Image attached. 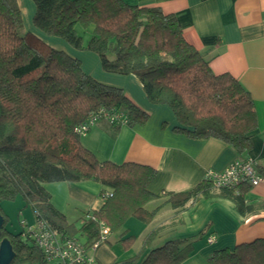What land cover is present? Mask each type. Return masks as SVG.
Returning <instances> with one entry per match:
<instances>
[{
	"label": "trees",
	"instance_id": "obj_1",
	"mask_svg": "<svg viewBox=\"0 0 264 264\" xmlns=\"http://www.w3.org/2000/svg\"><path fill=\"white\" fill-rule=\"evenodd\" d=\"M31 1V22L36 29L75 49L95 53L105 72L135 76L150 103L171 109L177 121L175 132L195 139H219L240 155L250 150L256 115L249 93L230 74L211 71L208 61L184 39L174 14L123 0ZM21 25L17 1L0 0V178L21 196L25 207L37 213L36 218L57 233L73 238L75 232L80 233L86 248L98 240L99 221L111 233L119 232L129 217L148 224L156 213V209L145 207L157 198L147 190L155 169L133 162L98 160L80 143L82 136L74 127L99 109L124 114V125L129 127L143 125L149 113L122 88L84 73L77 58L32 31L20 33ZM78 25L89 34L85 42L77 32ZM110 126L117 131L121 124ZM85 180L99 183L112 195L98 211L90 212L91 218L82 217L75 228L52 206L42 184ZM250 188L243 185L240 194H235L204 179L186 191L163 196L176 210L199 198H226L246 217L264 208V202L244 198ZM4 228L2 236L8 237L15 252L10 264H43L38 249L22 231L13 234ZM160 230L161 226L151 230L143 247ZM124 236L120 233L118 242L128 249L134 237ZM183 243L167 240L143 258L138 253L124 264H180L192 250ZM206 260L209 264H264V238L231 250H215Z\"/></svg>",
	"mask_w": 264,
	"mask_h": 264
},
{
	"label": "crops",
	"instance_id": "obj_2",
	"mask_svg": "<svg viewBox=\"0 0 264 264\" xmlns=\"http://www.w3.org/2000/svg\"><path fill=\"white\" fill-rule=\"evenodd\" d=\"M123 1L131 5L159 7L164 13L174 14L184 39L208 61L211 71L230 74L249 93L256 115V129L250 137L251 148L244 155L219 139H195L177 133L173 130L177 121L171 109L164 104L150 103L135 76L105 72L95 53L75 49L61 38L46 35L30 22L26 24L24 30L32 31L50 45L62 48L80 61L84 73L102 83L122 88L149 113L143 125L129 127L123 124L117 131L106 121H99L79 139L98 160L115 164L133 162L156 171L147 190L157 198L145 205L146 209L151 205L148 210L156 209L151 222L145 224L134 217L127 218L119 232L108 236L107 241L112 245L98 243L90 253L98 264H124L125 260L138 253H141V259L165 241L179 239L183 240V245L192 247L180 264H209L206 258L215 250H231L238 244L264 238V208L255 215L243 217L236 212L231 200L213 197L189 201L183 209L176 210L165 203L163 194L186 191L204 180L206 171H221L233 160L248 156L256 161L262 181L251 187L244 198L264 202V0ZM17 3L21 11L19 0ZM30 9L32 16L33 3ZM8 185L0 182V202L1 198L11 199L17 195L15 191L4 192ZM42 186L50 194L52 206L65 216L68 223L79 220L77 228L82 217L98 211L104 203L100 193L106 189L93 180L51 182ZM0 210L2 215L6 214L1 205ZM31 212L32 223L25 218L21 221L33 224L35 216L32 209ZM160 226L161 230L151 243L143 247L145 236ZM5 229L8 233H18L10 231L6 225ZM135 232H138L140 247L132 253L131 246L137 239ZM120 233H125L124 237H134V242L125 251L122 246L113 245L118 242ZM111 236L113 240L109 239ZM210 237L212 241L208 242Z\"/></svg>",
	"mask_w": 264,
	"mask_h": 264
},
{
	"label": "built area",
	"instance_id": "obj_3",
	"mask_svg": "<svg viewBox=\"0 0 264 264\" xmlns=\"http://www.w3.org/2000/svg\"><path fill=\"white\" fill-rule=\"evenodd\" d=\"M106 121L109 125L121 124L125 122L124 114L120 112L107 113L103 109L88 113L84 121L74 127V132L79 136H85L89 129L99 121ZM204 179L210 180L215 187H225L233 190L235 194H240L239 187L249 185L256 186L262 181V174L258 170L256 161L252 157L238 158L230 162L223 170H208L204 174ZM110 190L100 193V198L105 201L111 197ZM34 216L36 212L33 211ZM85 219L91 218L88 213ZM98 240L86 248L83 242L57 233L50 228L41 218H36L33 224L28 225L21 221L22 232L30 239L42 256L43 264H98L97 260L90 253L98 243H105L110 235V230L102 221L98 222ZM208 242L212 238L207 239Z\"/></svg>",
	"mask_w": 264,
	"mask_h": 264
},
{
	"label": "rangeland",
	"instance_id": "obj_4",
	"mask_svg": "<svg viewBox=\"0 0 264 264\" xmlns=\"http://www.w3.org/2000/svg\"><path fill=\"white\" fill-rule=\"evenodd\" d=\"M19 2H20V5H21V13H22V25H21V28L19 29V32L22 33V31H24V27H25L26 24H28L29 22H30V24H32L31 23V17L32 16H31V11H30L31 10L30 9V4H32V1L31 0H19ZM76 29H77V32L80 35H82L83 41L85 42L87 40V38L89 37V34L84 33L79 25L76 27ZM54 47L57 48V49H62V48H59L58 46H54ZM78 50H80V49H78ZM81 50L88 51V50H84V49H81ZM0 182H2V183L4 182L5 183L6 181L4 179H1L0 178ZM7 188H8V190L6 189L4 191L5 193H8V191H10V193H12L14 191L12 186H9L8 185ZM154 204L155 203H153L152 207H154ZM0 205H1V207L4 209V211L6 213L5 214V218H6V224L5 225L8 227V229H10V231H13V232H21L22 229H21V226L19 224V221H21L24 218L26 219V221L28 223H30V222L32 223L33 220H34V218L32 216V212H31V207L30 206L29 207L28 206L27 207L24 206L23 199L21 198L20 195H16L14 198H11V199H3L0 202ZM147 208L148 209H151V205H147ZM169 213H171V211H169ZM133 220H136V219H133ZM71 221H73V220H71ZM78 221L79 220H76V221L73 222V225L76 228H77ZM137 222H139V221H137ZM139 224H141V222ZM137 233L138 232H135L136 235H137ZM74 238L77 239V240H79L80 242H84V240H85L84 236H82L78 232H75L74 233ZM109 239L113 240L114 237L111 236ZM139 239L140 238L137 235L136 241L131 246L132 253H136L138 251V249L140 247V240ZM28 242H29L30 245L32 244L31 243L32 241H28ZM115 242L116 243H113V245L116 244V245L122 246V244H120L119 242H117V241H115ZM106 243H109L110 245H112L111 244L112 242L110 243L109 241H107ZM122 249L124 251L126 250V249L123 248V246H122ZM21 264H39V262L38 261H33V262L32 261H24Z\"/></svg>",
	"mask_w": 264,
	"mask_h": 264
},
{
	"label": "water",
	"instance_id": "obj_5",
	"mask_svg": "<svg viewBox=\"0 0 264 264\" xmlns=\"http://www.w3.org/2000/svg\"><path fill=\"white\" fill-rule=\"evenodd\" d=\"M4 218L0 213V264H10L15 257L12 245L6 236H2ZM5 229V228H4ZM6 231V229H5Z\"/></svg>",
	"mask_w": 264,
	"mask_h": 264
}]
</instances>
